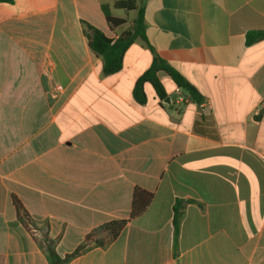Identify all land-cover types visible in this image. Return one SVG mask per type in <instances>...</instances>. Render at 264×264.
I'll use <instances>...</instances> for the list:
<instances>
[{
	"label": "crops",
	"instance_id": "obj_1",
	"mask_svg": "<svg viewBox=\"0 0 264 264\" xmlns=\"http://www.w3.org/2000/svg\"><path fill=\"white\" fill-rule=\"evenodd\" d=\"M115 1L0 2V264H264V41L245 43L264 0H145L151 45L204 100L160 72L168 97L146 84L144 105L147 44L110 76L89 47L85 24L133 25L110 27ZM135 188L153 199L131 219Z\"/></svg>",
	"mask_w": 264,
	"mask_h": 264
},
{
	"label": "trees",
	"instance_id": "obj_2",
	"mask_svg": "<svg viewBox=\"0 0 264 264\" xmlns=\"http://www.w3.org/2000/svg\"><path fill=\"white\" fill-rule=\"evenodd\" d=\"M145 0L141 3L138 0H117L113 4V8L116 10L124 11H136L137 15L134 19L133 25L123 31L117 39L107 36L101 30L85 24L86 35L89 40V47L97 57L102 59V74L104 76H110L118 73L123 68L124 56L127 50L137 41H144L149 50L153 54V61L151 66L138 78L133 89V97L138 104L144 105L147 102V95L145 92V85L150 84L157 96L161 99H166L168 94L162 84L159 73H166L174 82L176 87L188 93L189 98L198 104H201L204 100L201 93L190 83L179 71L172 67L165 59L160 57L155 48L151 45L147 36V24L145 17ZM3 3H12L13 0H0ZM102 10L105 15L107 23L111 28H118L127 24V20L113 16L111 7L107 4L102 5ZM264 41V30L249 31L245 37V43L247 46H252L256 43ZM153 199V194L141 188H135L133 192L132 200V212L130 218L133 219L141 215ZM182 202H179L175 207L174 213V233L175 238L178 237L180 231V223L183 217ZM15 206L19 220L26 218L28 220V214L24 210L22 204L15 199ZM127 221L122 220L118 222H112L105 226L102 230L108 233L107 243L113 242L116 237L122 232ZM95 242L93 236H88L84 243L68 258L74 257L82 252L85 248L92 245ZM98 244H103L102 241H98ZM51 264H60L61 258L53 251L50 250Z\"/></svg>",
	"mask_w": 264,
	"mask_h": 264
},
{
	"label": "rangeland",
	"instance_id": "obj_3",
	"mask_svg": "<svg viewBox=\"0 0 264 264\" xmlns=\"http://www.w3.org/2000/svg\"><path fill=\"white\" fill-rule=\"evenodd\" d=\"M138 1L141 3L142 0H138ZM113 13H114L115 15L125 16V18L127 19V21H128L129 23H132L131 21H132L133 18H135L136 15H137V12H136V11H130V12H128V11H124V10L114 11ZM163 76H165V77L163 78L164 84L168 86V84H167V80H170V79H169V76L166 75V74L163 75ZM165 78H166V79H165ZM152 92H153V89L150 88L149 91H148V93H149V97L151 96V93H152ZM34 238H36V237H34ZM15 240H16V239H14V242H15V245H16V241H15Z\"/></svg>",
	"mask_w": 264,
	"mask_h": 264
},
{
	"label": "built area",
	"instance_id": "obj_4",
	"mask_svg": "<svg viewBox=\"0 0 264 264\" xmlns=\"http://www.w3.org/2000/svg\"><path fill=\"white\" fill-rule=\"evenodd\" d=\"M181 99H183V97H180Z\"/></svg>",
	"mask_w": 264,
	"mask_h": 264
}]
</instances>
